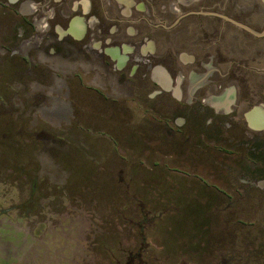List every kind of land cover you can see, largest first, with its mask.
Wrapping results in <instances>:
<instances>
[{
	"label": "flooded vegetation",
	"instance_id": "1",
	"mask_svg": "<svg viewBox=\"0 0 264 264\" xmlns=\"http://www.w3.org/2000/svg\"><path fill=\"white\" fill-rule=\"evenodd\" d=\"M239 1L0 0V106L45 127L60 113L58 134L38 132L59 145L63 127L92 143L149 118L150 171L180 178L183 212L198 208L182 250L203 264H264V0ZM95 106L106 127L85 119ZM216 222L232 230L211 248Z\"/></svg>",
	"mask_w": 264,
	"mask_h": 264
},
{
	"label": "rangeland",
	"instance_id": "2",
	"mask_svg": "<svg viewBox=\"0 0 264 264\" xmlns=\"http://www.w3.org/2000/svg\"><path fill=\"white\" fill-rule=\"evenodd\" d=\"M2 93L4 102L10 101L12 96ZM20 111L0 106V264L210 261L212 255L202 260L195 251L182 250L191 245V223L198 208L183 212L180 178L172 184L164 168L150 171L149 118L134 113L131 120L123 115L129 124L122 129L126 133L107 128V136L96 135L92 143L71 140L70 126L63 127L59 133L66 135V142L59 145L51 139L45 142L38 132L44 128L58 134L60 113L54 118L51 112L55 120L45 127L38 117L30 124ZM95 111L85 119L106 127L107 110ZM115 118L121 122L122 117ZM131 124L140 126L145 142L123 137L133 133ZM110 136L120 143H113ZM207 230L214 248L232 229L216 222ZM234 230L256 233L259 228Z\"/></svg>",
	"mask_w": 264,
	"mask_h": 264
},
{
	"label": "water",
	"instance_id": "3",
	"mask_svg": "<svg viewBox=\"0 0 264 264\" xmlns=\"http://www.w3.org/2000/svg\"><path fill=\"white\" fill-rule=\"evenodd\" d=\"M258 128V127H257Z\"/></svg>",
	"mask_w": 264,
	"mask_h": 264
}]
</instances>
